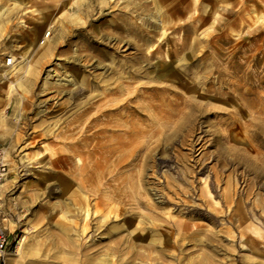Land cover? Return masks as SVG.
I'll use <instances>...</instances> for the list:
<instances>
[{
  "label": "rangeland",
  "instance_id": "374dc122",
  "mask_svg": "<svg viewBox=\"0 0 264 264\" xmlns=\"http://www.w3.org/2000/svg\"><path fill=\"white\" fill-rule=\"evenodd\" d=\"M160 1L0 0L2 264L264 262V0Z\"/></svg>",
  "mask_w": 264,
  "mask_h": 264
},
{
  "label": "bare ground",
  "instance_id": "6f19581e",
  "mask_svg": "<svg viewBox=\"0 0 264 264\" xmlns=\"http://www.w3.org/2000/svg\"><path fill=\"white\" fill-rule=\"evenodd\" d=\"M161 2L160 0H158V3ZM160 4V3H159ZM139 5V4H138ZM40 49H42L43 52H47L50 51L51 47L49 45H41L40 46ZM106 113H109V111H107ZM237 147V146H236ZM240 148V147H239ZM238 149V148H237ZM243 149V148H241ZM240 151V150H239ZM245 151V150H244ZM248 153V152H247ZM81 162V161H80ZM241 160L238 161V163H240ZM250 167V166H249ZM247 167V168H249ZM252 171V169H250ZM254 171V170H253ZM259 171V170H258ZM257 172V171H256ZM258 175L261 176V173H258ZM230 183V181H229ZM231 184H229L230 186ZM231 187V186H230ZM230 187H228V190L225 191V197H230V194H229V191H230ZM224 197V198H225ZM232 197V196H231ZM226 199V198H225ZM149 207V206H148ZM89 210L87 209V212ZM239 213H244L243 211V208L240 210ZM87 218V217H86ZM179 220V219H178ZM177 220V221H178ZM167 221V220H166ZM176 221V220H175ZM174 224V223H173ZM88 225V224H87ZM153 225V224H152ZM112 228V229H111ZM111 228H106V232L105 234H108L109 236L112 235L113 233H118L123 227H119V226H112ZM129 231H130V237H132V241L131 243H129V245L127 246H130L131 247V251L128 253L130 254H127V258H123V257H120V259H115V254L113 251H115V253H122L123 249L125 248H122V246L124 245L123 241L122 240H125V239H122L120 241H118L117 243H115V246L113 245V242H112V246H114L112 248V251L109 253L107 252V250H103V253L98 255V257H87L85 259V264H112L113 262H120L121 264H136L135 263V260L137 259H141L142 260V257L143 259L145 258V260H142V261H145L146 263L145 264H148L147 261L148 260H151V261H154V258L152 256L151 253H148V254H145V253H142L141 251H139L137 249V246L139 244V242H147V244H149L152 248H155L157 245H163V243H165V239H162V237H160V235L158 233H153L151 235H148V236H140V232L143 231L142 229V225L140 226L139 225V222L138 224L135 223L132 219L131 221H129ZM87 229V226H84L83 227V230H86ZM175 229V228H174ZM156 231V230H155ZM104 233V232H103ZM160 234H162L161 232H159ZM176 233V232H175ZM115 235V234H114ZM141 237V238H140ZM186 239V238H185ZM95 242V241H93ZM21 245V244H20ZM105 246V245H104ZM162 247V246H161ZM90 249V248H89ZM100 249V247H99ZM111 249V248H110ZM159 249V248H158ZM161 249V248H160ZM97 250V249H96ZM163 250V248H162ZM99 251V250H98ZM101 251V250H100ZM94 252V251H93ZM207 252V251H206ZM126 253V252H125ZM208 253V252H207ZM95 254V253H94ZM117 255V254H116ZM166 255V254H165ZM211 255V254H210ZM86 256V255H85ZM94 256V255H93ZM124 256V255H123ZM158 256V255H157ZM82 257V256H81ZM163 257V256H161ZM195 257V256H194ZM204 257L205 256H200V259H198L199 261H196L197 258L193 259V258H189L188 262H191L193 261L194 263L193 264H212V261H209V262H204ZM206 258V257H205ZM212 258V257H211ZM264 261V260H263ZM262 262V261H261ZM159 263V262H158ZM192 263V262H191ZM153 264V263H152ZM160 264V263H159ZM260 264H264L263 263H260Z\"/></svg>",
  "mask_w": 264,
  "mask_h": 264
},
{
  "label": "built area",
  "instance_id": "2783aa9c",
  "mask_svg": "<svg viewBox=\"0 0 264 264\" xmlns=\"http://www.w3.org/2000/svg\"><path fill=\"white\" fill-rule=\"evenodd\" d=\"M51 35V31L46 32L42 39L41 44H45ZM14 60L7 58L4 65L6 67H11L14 65ZM6 151L4 148H0V193L1 188L9 175L8 163L6 162L5 157ZM2 197L0 196V203ZM9 247V234L6 231V228L0 227V264L5 263V256L8 254Z\"/></svg>",
  "mask_w": 264,
  "mask_h": 264
},
{
  "label": "crops",
  "instance_id": "0c3cea01",
  "mask_svg": "<svg viewBox=\"0 0 264 264\" xmlns=\"http://www.w3.org/2000/svg\"><path fill=\"white\" fill-rule=\"evenodd\" d=\"M6 264H8V261H7V263Z\"/></svg>",
  "mask_w": 264,
  "mask_h": 264
},
{
  "label": "water",
  "instance_id": "95a60500",
  "mask_svg": "<svg viewBox=\"0 0 264 264\" xmlns=\"http://www.w3.org/2000/svg\"><path fill=\"white\" fill-rule=\"evenodd\" d=\"M241 264V263H240Z\"/></svg>",
  "mask_w": 264,
  "mask_h": 264
}]
</instances>
